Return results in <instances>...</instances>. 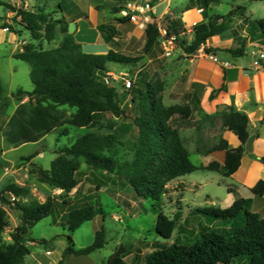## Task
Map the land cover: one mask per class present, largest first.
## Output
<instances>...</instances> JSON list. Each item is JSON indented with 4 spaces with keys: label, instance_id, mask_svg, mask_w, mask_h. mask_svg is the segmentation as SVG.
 <instances>
[{
    "label": "trees",
    "instance_id": "1",
    "mask_svg": "<svg viewBox=\"0 0 264 264\" xmlns=\"http://www.w3.org/2000/svg\"><path fill=\"white\" fill-rule=\"evenodd\" d=\"M216 1L199 0L204 6ZM0 3H4L15 12L14 20L23 29L28 30L34 40L22 43L21 49L12 55L29 65V77L33 88L29 91L18 88L12 95L20 101L26 97L28 101L19 103L7 121L9 129L6 136L10 143L35 142L66 123L90 128L104 113H110L115 117L122 115L123 110L117 100L115 84L106 83L103 76L108 71V62L129 64L135 61L134 58L114 50L107 53L84 52L80 44L74 40L72 33L67 31V21L63 17L54 18L43 8L29 10L21 6L15 8L2 1ZM58 8L62 10L61 3H58ZM234 12L235 9L226 14H213L196 23L189 43L181 36L184 28L178 20H170L166 32L174 37L175 44L185 53H194L206 39L229 28ZM255 22L260 32L264 34V15ZM2 27L17 34L21 31L12 29L6 23ZM56 27L64 32L61 42L54 47H41L43 40L50 42L54 38ZM99 29L107 32L110 37L116 35L112 25H100ZM144 33L143 50L149 52L160 43L159 33L153 23L145 26ZM243 47L242 41L236 48L223 51L242 55ZM204 51L214 53L217 49L205 47ZM133 86L132 83L128 89L133 91L132 100L137 104V114L132 118L136 135L132 143L134 157L131 161L119 163L108 154L119 142L115 131L106 133L87 131L70 145L57 150L49 168L38 170L39 181L63 192L60 198L48 196L43 202L25 203L18 197L27 194L26 187L8 183L0 190V202L21 212V223L10 235L11 242L4 243L1 232L8 225V221L0 205V264H22L24 257L29 253L23 241L30 228L55 210H60L64 215L63 225L68 231L66 237L70 245L56 264H63L64 257L69 254H88L104 246L106 241L103 228L95 231L93 241L87 246L81 248L72 246V232L82 222L91 220L98 214L102 217L105 214L94 193L98 192L103 183L86 177L90 183L87 193H82L78 189L80 182L84 180L80 177L79 157H82L93 170L117 175L123 182L129 184L136 196L148 199L156 213V233L164 238L171 237L181 212L176 210L172 217L163 212L165 185L200 168L191 162L178 128L170 122L174 115L185 119L190 109L176 104L165 106L157 95L156 86L152 83L144 82L140 86ZM61 106L74 108V111L66 116ZM216 116L220 117L223 126L238 136L240 145L230 148L224 139H220L209 150H225L224 162L211 161L204 168L228 176L238 167L245 148H250L246 146L249 137L248 117L233 104L227 105L210 118ZM66 133V127L59 131V134ZM259 160L264 162V155L259 157ZM73 189L74 195L70 198L67 194ZM250 190L254 196L262 198L264 179H259ZM8 194L13 199L8 198L6 196ZM189 217L195 221L191 224L195 230L190 237L191 242L174 241L152 248L144 254L140 252L144 264H264V214L251 210L249 198L236 195L232 204L227 207H197L189 212ZM188 220L184 218L182 224L187 225ZM147 247L148 244L144 246ZM126 253V247L119 245L107 257L106 264H130L125 260Z\"/></svg>",
    "mask_w": 264,
    "mask_h": 264
},
{
    "label": "rangeland",
    "instance_id": "2",
    "mask_svg": "<svg viewBox=\"0 0 264 264\" xmlns=\"http://www.w3.org/2000/svg\"><path fill=\"white\" fill-rule=\"evenodd\" d=\"M8 3L10 0H0ZM40 1V0H39ZM42 8L50 13L54 18H59L57 3L59 0H41ZM61 1V0H60ZM76 1V0H73ZM71 0H62L61 8L65 10V15H73L79 8L74 7ZM87 2V0H84ZM224 1V0H223ZM239 4L246 5L250 11L251 18L262 16L264 1L258 0H237ZM24 2H19L18 6L24 8ZM35 0H28L27 8L37 9ZM9 9L4 3H0V21L4 18ZM69 15V16H70ZM240 11L231 17L230 26L224 30L222 35H234V39H249L257 43L256 35L264 37L263 33L255 32L251 23L245 26L246 20L238 22ZM13 16L12 19H14ZM164 22V23H163ZM162 25L166 27L167 21L163 20ZM14 22L9 19L7 25L11 27ZM246 28L245 38L241 37L242 29ZM64 32L56 27L54 38L50 42L43 40L41 47L48 48L57 46ZM239 35V36H238ZM20 36L30 39L29 31L23 29ZM181 36L189 43L192 40L187 35ZM238 36V37H236ZM160 41V40H159ZM258 44V43H257ZM9 44L0 45V106L2 118L0 119V190L8 183L26 187L27 194L18 197L23 202L39 201L43 202L48 196L60 198L63 192L45 182L39 181L37 173L40 168H49L50 161L56 156L57 150L63 146L70 145L78 136L87 131L106 133L115 131L118 135V143L108 152L119 163L129 162L134 157L133 141L136 129L132 124V118L137 114V104L132 100L133 91L124 88L122 79L118 76L114 82L117 89V100L123 113L120 117H115L110 113L102 114L93 127H76L68 123L59 126L51 132L41 136L38 141L26 142L22 144L10 143L6 136L9 129L7 121L19 103H27L24 97L21 101L12 95L18 88L30 90L32 82L29 77V65L20 59L8 56ZM173 48L170 56H165L161 45L154 46L153 53L157 56L152 63L145 65L146 57L142 51L138 50L129 56L135 59L134 63L108 62V71L116 75L121 72L126 73L125 77L131 79L133 87L140 86L144 82L152 83L157 88V95L165 105H182L190 109L189 115L182 119L179 115H174L170 121L178 128L181 140L188 147L189 158L192 163L200 165V155L191 148L192 142H197V147H211L220 140L223 124L219 116L210 118L194 104H188L182 97L183 89L180 86L179 68L175 64L176 60L182 57ZM249 48V47H248ZM247 48V50H249ZM264 49V47H262ZM243 61L248 62L250 57L247 53L240 56ZM107 71V72H108ZM69 116L74 108L61 106ZM62 127H66V134H59ZM42 154L36 156V152ZM33 155V156H31ZM80 177L84 180L80 182L78 189L82 193H87L90 183L86 177L99 181L102 184L100 189L95 191V196L104 210V216L98 214L91 220L82 222L72 232V246L81 248L90 244L95 235V231L103 228L105 244L102 248L88 254H69L64 257L63 264H106L107 257L119 246L123 245L127 249L125 260L130 264H144L142 254L151 251L152 248L170 244L174 241L179 243L191 242L190 237L194 234L193 225L195 221L189 217L188 213L201 206L225 207L228 203L226 178L220 176L223 181L217 179L218 173L212 170L198 168L190 173L182 175L169 181L165 185L166 192L163 195V212L172 217L176 210L181 212V217L170 238H164L155 231L156 213L152 210L148 199L136 196L132 188L123 182L115 174H107L93 170L86 164L82 157L78 158ZM70 198L74 195V189L67 194ZM13 199L10 194L6 195ZM210 198V199H209ZM8 225L1 232L4 243L11 242V234L21 223V212L1 203ZM199 214L198 212H195ZM191 219L186 224H182L183 218ZM64 215L60 210H55L51 214L38 220L29 230L26 239L23 241L28 247L29 253L24 257L22 264H56L63 256L65 249L70 246L67 240V229L63 225ZM189 222V223H188ZM193 229V230H192ZM189 238V239H188ZM148 244L147 248L144 246ZM243 264V263H239Z\"/></svg>",
    "mask_w": 264,
    "mask_h": 264
},
{
    "label": "crops",
    "instance_id": "3",
    "mask_svg": "<svg viewBox=\"0 0 264 264\" xmlns=\"http://www.w3.org/2000/svg\"><path fill=\"white\" fill-rule=\"evenodd\" d=\"M35 1L38 4L37 9L42 8L43 1ZM61 1L59 0L58 3ZM124 1L87 0L85 2L84 0H76L73 3L75 8H79L77 13L65 15V10L58 8L57 16L63 17L67 21V31L69 24H73L71 33L84 52L107 53L109 50H114L123 55L131 56L135 51L141 50L143 56L146 57L145 65H148L157 58L153 53L154 47L151 51L144 52V28L128 21L127 18H123L119 14L118 8ZM19 2H24V8L28 9V0H10L8 3L17 8ZM152 2L153 15L156 21L162 24L163 20L167 22L173 19L178 20L184 28L182 35L188 34V38L192 37L193 26L196 23L213 14H226L233 9L236 13L240 11L241 16L238 22L247 19L245 26L251 23L258 34L260 30L255 20L264 15L263 8L262 16L251 18L246 5L239 4L237 0H217L207 6H204L199 0H153ZM238 6L240 8H237ZM13 16H15V12L7 9L4 18L0 21V45L9 44L8 56L10 57H13L12 55L21 49L22 43L34 42L31 36L30 39H25L20 34L2 27L11 19L14 22L12 29L21 30V33L23 28L12 19ZM104 24L112 25L116 30V35L110 37L107 32L100 30L99 26ZM240 35L244 38L247 36L246 28L242 29ZM256 38L258 44L249 39L246 41L245 39L236 40L234 35L216 34L206 39L205 43L194 53H185L177 46L175 49L178 55L182 54V57L177 59L175 64L180 69V77L177 80L183 89L181 94L183 99L190 105H196L204 116L211 117L229 104H233L237 110L247 115V130L249 136H253L250 148H245L240 157L239 165L233 173L224 176L217 171L215 172L219 174L218 180L223 181L220 176L226 178L224 182L229 196L228 203L233 201L236 195L249 198L251 210L264 214V194L262 198H259L254 196L250 190L259 179H264V162L259 160V157L264 155V67H254L250 56L251 50L263 49L264 37L256 35ZM242 41L244 42L243 54L247 53L250 57L248 62L243 61L239 54L223 51V49L236 48ZM205 47L217 49L216 52H211L217 57V60L202 53ZM224 62H228V64L226 65ZM220 139H224L230 148L240 145L238 136L225 126L221 130ZM183 144L188 151V146ZM191 148L200 155L201 162L198 166L200 168L206 169L204 167L211 161L223 163L225 160V150H209L210 147H197L196 139L192 142ZM34 152H36V156L42 154L37 150Z\"/></svg>",
    "mask_w": 264,
    "mask_h": 264
},
{
    "label": "built area",
    "instance_id": "4",
    "mask_svg": "<svg viewBox=\"0 0 264 264\" xmlns=\"http://www.w3.org/2000/svg\"><path fill=\"white\" fill-rule=\"evenodd\" d=\"M198 10L200 11L201 9ZM118 12L121 17L127 18L128 21L136 23L142 28H145V26L149 23L155 24L159 33V40L163 49V53L165 56H170L173 48L175 47L174 37L172 35H168L166 32V27L156 21L154 18L151 0H125L119 6ZM202 53L212 57L214 60H217V57L211 52L202 51ZM250 56L252 57V64L254 67H264V49H253L250 51ZM224 64L227 65L228 62H224ZM125 75L126 73L124 72H121L119 75H116L112 72H106L103 76V80L106 83H114L119 76L122 79L123 87L128 89L131 86L132 81L130 78L125 77Z\"/></svg>",
    "mask_w": 264,
    "mask_h": 264
},
{
    "label": "water",
    "instance_id": "5",
    "mask_svg": "<svg viewBox=\"0 0 264 264\" xmlns=\"http://www.w3.org/2000/svg\"><path fill=\"white\" fill-rule=\"evenodd\" d=\"M71 26H73L72 23L69 24V27H68V31H69V32L72 31V29L70 28ZM1 118H2V116H0V119H1ZM252 138H253V136H249V137H248V139H247V141H246V146H247V147H250V145H251V141H252Z\"/></svg>",
    "mask_w": 264,
    "mask_h": 264
},
{
    "label": "bare ground",
    "instance_id": "6",
    "mask_svg": "<svg viewBox=\"0 0 264 264\" xmlns=\"http://www.w3.org/2000/svg\"><path fill=\"white\" fill-rule=\"evenodd\" d=\"M71 28V27H70ZM72 29V28H71Z\"/></svg>",
    "mask_w": 264,
    "mask_h": 264
}]
</instances>
